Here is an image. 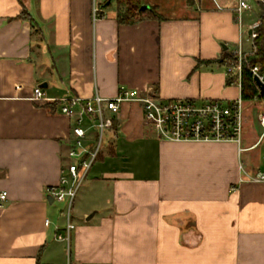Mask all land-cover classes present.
<instances>
[{
  "label": "crops",
  "instance_id": "obj_1",
  "mask_svg": "<svg viewBox=\"0 0 264 264\" xmlns=\"http://www.w3.org/2000/svg\"><path fill=\"white\" fill-rule=\"evenodd\" d=\"M145 2L158 18L120 25L112 6L94 22L91 0H0V264H264V100L244 103L240 146L161 140L140 104H123L76 193L69 255L55 240L67 204H49L47 189L72 163L75 120L34 102L35 88L51 100L121 86L161 100L241 96L219 61L244 43L237 0H172L170 15Z\"/></svg>",
  "mask_w": 264,
  "mask_h": 264
},
{
  "label": "built area",
  "instance_id": "obj_2",
  "mask_svg": "<svg viewBox=\"0 0 264 264\" xmlns=\"http://www.w3.org/2000/svg\"><path fill=\"white\" fill-rule=\"evenodd\" d=\"M113 0L111 3H114ZM263 2V0H257ZM92 17L94 22L104 16L109 0H91ZM250 0H237L235 7L236 21L240 28L243 25V16L251 11ZM262 15V13H261ZM260 21L255 22L251 27V34L248 35L251 42V51L247 52L241 40L237 48L232 52L237 58V63L227 67L228 76L237 78L241 89L243 72V60L253 51V41L257 37L255 29ZM252 74L264 83V75L260 74L258 66L252 68ZM32 100L34 102L58 103L62 114L75 120L72 127L75 141L70 147L68 156L72 160L66 169L62 171L60 184L57 187L47 189L48 196L54 202L67 204L68 211L72 208L77 190L86 179L90 169L97 161L100 151L103 148L104 137L107 131L112 130L115 118L120 108L125 103H138L141 105L144 118L150 124L161 140L174 143H235L241 145L244 128V101L242 97L225 102L221 100H206L196 102L194 100H161L151 94H145L135 89L121 86L115 96L105 98L96 94L91 98L67 96L58 100L47 99L44 91L37 87L34 90ZM110 112L111 115H107ZM86 119L90 124L86 126ZM259 124L264 137V111L259 115ZM94 131L91 138L90 132ZM93 140V148L88 149L85 142ZM82 177L80 178V174ZM255 182L264 183V174H259ZM7 199V193L0 194V206ZM49 225V221H46ZM75 225L71 222L68 212L66 234L57 232L55 240L67 244L71 243V233ZM67 264H73L69 260Z\"/></svg>",
  "mask_w": 264,
  "mask_h": 264
},
{
  "label": "trees",
  "instance_id": "obj_3",
  "mask_svg": "<svg viewBox=\"0 0 264 264\" xmlns=\"http://www.w3.org/2000/svg\"><path fill=\"white\" fill-rule=\"evenodd\" d=\"M112 4H115L116 18L120 25H135L145 19H156L159 17L154 7L146 10L141 9L143 0H115L114 3H110L106 7H111ZM20 18L32 20L27 11H23L20 14ZM259 21L260 24L255 29L257 37L253 41V51L247 55L242 63L241 97L244 102L264 100V93H260V89L252 74V68L258 66L260 68V74L264 75V15H261ZM219 61L229 67L237 63V58L232 52L225 51ZM229 79V84L237 82V78L234 76H229Z\"/></svg>",
  "mask_w": 264,
  "mask_h": 264
},
{
  "label": "rangeland",
  "instance_id": "obj_4",
  "mask_svg": "<svg viewBox=\"0 0 264 264\" xmlns=\"http://www.w3.org/2000/svg\"><path fill=\"white\" fill-rule=\"evenodd\" d=\"M145 1L151 5L158 6V8L166 15L172 14V10H173L172 9V0H145ZM250 4L252 6V10L247 11L243 16L244 33H245V35H244L245 36L244 37V48L247 52L251 51V46H252L251 42H250V38L248 36V26L259 21L261 18V8L258 5V1L257 0H250ZM111 8L115 9V4H112ZM245 105H246L247 109L250 111L251 109H253L255 107V102L249 101V102H246ZM105 144H106V142L104 143V146H105ZM81 177H82V173L80 174V178ZM83 184H85V181H83L81 183L77 192H79L81 190ZM53 206L60 208L62 210L63 208H65L66 205L55 202L53 204ZM72 207H73V204H72ZM64 212H66L65 213L66 216L68 215V212H69L70 216L73 217V219H74V211H72V208L68 211V207H67L66 211H64Z\"/></svg>",
  "mask_w": 264,
  "mask_h": 264
},
{
  "label": "water",
  "instance_id": "obj_5",
  "mask_svg": "<svg viewBox=\"0 0 264 264\" xmlns=\"http://www.w3.org/2000/svg\"><path fill=\"white\" fill-rule=\"evenodd\" d=\"M112 1H113V0H109L108 5H109ZM258 5H259V7L261 8L262 15H264V3H263V2H258ZM141 9H142V10H146L147 7H146V6H142ZM250 34H251V31H249V35H250ZM254 80H255L257 86H258L259 89H260V93H261V94L264 93V83L261 82L260 79H259L258 77H255ZM45 87H46V85H45ZM47 200H48V203H49V204H53V202H54V199H53L51 196H48V197H47Z\"/></svg>",
  "mask_w": 264,
  "mask_h": 264
}]
</instances>
